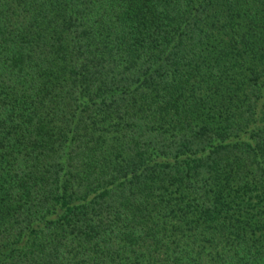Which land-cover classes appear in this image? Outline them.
<instances>
[{
  "label": "trees",
  "instance_id": "trees-1",
  "mask_svg": "<svg viewBox=\"0 0 264 264\" xmlns=\"http://www.w3.org/2000/svg\"><path fill=\"white\" fill-rule=\"evenodd\" d=\"M0 264H264V0H0Z\"/></svg>",
  "mask_w": 264,
  "mask_h": 264
}]
</instances>
